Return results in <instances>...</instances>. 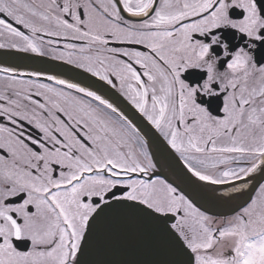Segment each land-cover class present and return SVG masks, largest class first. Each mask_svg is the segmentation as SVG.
I'll list each match as a JSON object with an SVG mask.
<instances>
[{
  "label": "snow or ice",
  "instance_id": "6c2138e0",
  "mask_svg": "<svg viewBox=\"0 0 264 264\" xmlns=\"http://www.w3.org/2000/svg\"><path fill=\"white\" fill-rule=\"evenodd\" d=\"M0 50L102 82L0 66V264H89L113 213L157 234L163 264H264V0H0ZM241 193L228 215L197 200Z\"/></svg>",
  "mask_w": 264,
  "mask_h": 264
},
{
  "label": "water",
  "instance_id": "95a60500",
  "mask_svg": "<svg viewBox=\"0 0 264 264\" xmlns=\"http://www.w3.org/2000/svg\"><path fill=\"white\" fill-rule=\"evenodd\" d=\"M0 65H33L36 70L59 74L68 79L81 82L83 85L90 81H96L89 74L69 65L24 53L0 52ZM136 122L148 133L146 138L157 152L158 157L166 162L168 169L173 174L175 173L176 178L181 175L182 166L179 165L178 158L171 153L170 149L161 147V142L154 135V130H151L145 122L137 118ZM263 179L264 177L258 175L255 183L258 184ZM177 184L183 187L185 191L191 192L193 190L192 186L186 182L181 183L178 180ZM246 199L247 195L238 203L222 204L197 196V200L216 215L231 214L233 208ZM175 259H177L176 255L159 239L153 230L125 217L121 213H113L99 224L96 242L87 256L89 264H163L164 261Z\"/></svg>",
  "mask_w": 264,
  "mask_h": 264
},
{
  "label": "flooded vegetation",
  "instance_id": "af4514ba",
  "mask_svg": "<svg viewBox=\"0 0 264 264\" xmlns=\"http://www.w3.org/2000/svg\"><path fill=\"white\" fill-rule=\"evenodd\" d=\"M19 27V26H18ZM0 52H5L4 50H0ZM31 55V54H29ZM32 56V55H31ZM48 59V58H46ZM50 60V59H48ZM54 62H59V61H54ZM61 63V62H59ZM19 71H35V68L33 67V65H28L27 68H22V69H18ZM49 74H54V75H59V74H55V73H52V72H48ZM60 78H63V79H68L62 75H59ZM95 79V78H94ZM68 80H71V79H68ZM46 82V81H45ZM95 83H102V82H99V81H95ZM107 87V86H105ZM109 92L111 93V99L113 100L114 103H118L120 107L123 108V110L136 122V118L138 120H142V118L139 117V114L135 112V109H133L131 107L130 104H128L127 101H125L123 99V97H121L119 95V93L115 92V90L113 89H109ZM137 123V122H136ZM138 124V123H137ZM146 124V122H145ZM150 127V126H149ZM150 143V142H149ZM150 150L154 152L155 154V159H157L159 161V173L162 177H165L167 179H169L170 181H172L173 183L177 184L178 183V179L176 178L175 175L171 174V172L169 171L168 169V166L166 164V162L161 158V157H158V154L157 152H155L154 148L152 147L151 143H150ZM157 155V156H156ZM169 172V173H168ZM258 176V175H257ZM261 182H264V179L261 181ZM260 182V183H261ZM239 199L237 200H234L233 202H240L243 200V198L245 197L246 194H236Z\"/></svg>",
  "mask_w": 264,
  "mask_h": 264
},
{
  "label": "bare ground",
  "instance_id": "6f19581e",
  "mask_svg": "<svg viewBox=\"0 0 264 264\" xmlns=\"http://www.w3.org/2000/svg\"><path fill=\"white\" fill-rule=\"evenodd\" d=\"M72 82H77V81H74V80H71ZM82 86H84V85H82Z\"/></svg>",
  "mask_w": 264,
  "mask_h": 264
}]
</instances>
